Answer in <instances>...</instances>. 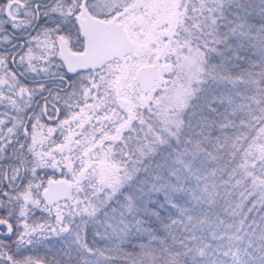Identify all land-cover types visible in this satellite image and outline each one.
I'll return each mask as SVG.
<instances>
[{"label":"snow or ice","instance_id":"1","mask_svg":"<svg viewBox=\"0 0 264 264\" xmlns=\"http://www.w3.org/2000/svg\"><path fill=\"white\" fill-rule=\"evenodd\" d=\"M0 264H264V0H0Z\"/></svg>","mask_w":264,"mask_h":264}]
</instances>
